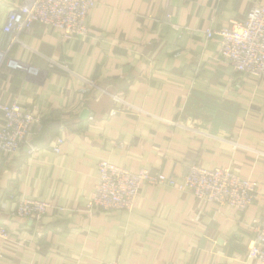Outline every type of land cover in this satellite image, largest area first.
<instances>
[{
    "label": "crops",
    "instance_id": "1",
    "mask_svg": "<svg viewBox=\"0 0 264 264\" xmlns=\"http://www.w3.org/2000/svg\"><path fill=\"white\" fill-rule=\"evenodd\" d=\"M14 1L0 0V51L26 71L1 69L0 102L17 100L39 121L18 153L0 154V224L10 232L0 264H256L247 226L264 219V79L235 73L205 31L264 0H94L86 37L34 23L17 42L2 31ZM49 124L58 126L31 147ZM102 160L177 181L192 165L230 168L255 181L257 198L239 214L145 185L130 213L88 217ZM10 194L50 208L39 222L17 218Z\"/></svg>",
    "mask_w": 264,
    "mask_h": 264
},
{
    "label": "built area",
    "instance_id": "2",
    "mask_svg": "<svg viewBox=\"0 0 264 264\" xmlns=\"http://www.w3.org/2000/svg\"><path fill=\"white\" fill-rule=\"evenodd\" d=\"M95 7L94 0H16L5 18L4 33L12 34L14 40L40 23L58 30L65 38L88 35L86 19ZM170 15H166L169 19ZM207 39L219 38V55L235 73L264 79V5H255L247 16L230 20L219 29H207ZM26 71L23 65L10 59L7 52L0 51V72L3 67ZM32 72V70H29ZM0 154L13 156L28 143L32 127L38 124L32 110L17 100L0 102ZM63 140L56 138L51 145L55 154L61 152ZM168 186L195 199L216 206H229L237 213H244L257 198V185L251 178H242L230 168L205 169L198 165L189 167L187 174L177 181L159 172L140 169L135 172L102 160L97 164V176L93 190L85 204L88 217L97 212L130 213L142 186ZM17 218L39 222L50 208L48 202L8 195ZM252 239L247 245V258L256 264H264V219H252L247 226ZM0 241H10V232L0 224ZM111 264H119L117 262Z\"/></svg>",
    "mask_w": 264,
    "mask_h": 264
},
{
    "label": "water",
    "instance_id": "3",
    "mask_svg": "<svg viewBox=\"0 0 264 264\" xmlns=\"http://www.w3.org/2000/svg\"><path fill=\"white\" fill-rule=\"evenodd\" d=\"M87 116H88V112L86 110H83L80 115V119L85 120ZM56 126H58V124H49L45 128L41 129L39 134L30 141V146L33 148L42 147L44 145V141L46 140V134L48 132V129L54 128Z\"/></svg>",
    "mask_w": 264,
    "mask_h": 264
}]
</instances>
